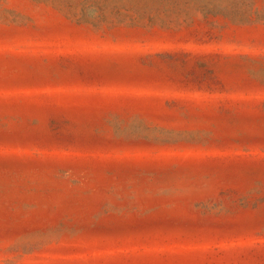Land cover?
<instances>
[{
	"label": "rangeland",
	"instance_id": "1",
	"mask_svg": "<svg viewBox=\"0 0 264 264\" xmlns=\"http://www.w3.org/2000/svg\"><path fill=\"white\" fill-rule=\"evenodd\" d=\"M0 264H264V0H0Z\"/></svg>",
	"mask_w": 264,
	"mask_h": 264
}]
</instances>
